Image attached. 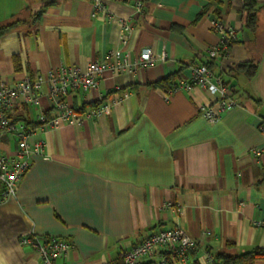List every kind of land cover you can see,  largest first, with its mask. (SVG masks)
<instances>
[{
	"label": "crops",
	"instance_id": "crops-1",
	"mask_svg": "<svg viewBox=\"0 0 264 264\" xmlns=\"http://www.w3.org/2000/svg\"><path fill=\"white\" fill-rule=\"evenodd\" d=\"M143 1L139 13L136 0H104L105 12L94 15L92 0H0V27L16 24L0 36V84L61 64L84 67L123 48L124 20L131 30L123 49L132 56L146 47L167 53L165 61L107 73L97 88L70 96L81 106L115 90L122 101L110 112L37 129L32 141L43 140L44 152L33 154L16 195L0 204V264H43L20 242L31 233L73 243L55 264L121 262V252L170 227L195 241L188 264H212L209 256L228 242L233 254L264 248V0H248L258 16L254 30L247 0ZM212 15L237 30L213 70L238 91L239 105L215 123L199 109L215 94L200 86L171 92L192 66L212 61L208 50L219 41ZM250 60L259 62L253 78L233 72ZM167 78L169 85L157 84ZM51 104L44 93L37 106L18 104L12 115L37 123L41 112L56 114ZM16 148L13 136L0 133V156Z\"/></svg>",
	"mask_w": 264,
	"mask_h": 264
},
{
	"label": "built area",
	"instance_id": "built-area-1",
	"mask_svg": "<svg viewBox=\"0 0 264 264\" xmlns=\"http://www.w3.org/2000/svg\"><path fill=\"white\" fill-rule=\"evenodd\" d=\"M92 4L94 15L105 12L104 0H92ZM134 6L137 12H144L143 0H136ZM211 25L219 35V41L209 48L208 56L212 60L225 58L229 55L230 46L237 39V30L225 24L216 15H212ZM130 30V24L124 20L120 34L123 48L129 44ZM123 48L112 49L101 59L92 60L84 67L61 64L12 85L5 82L0 84V133L13 136L17 141L13 154L0 156V183L3 185L0 204L10 196L16 195L19 183L31 166V157L33 154H43L45 149L43 140L32 141L37 129L28 127L23 120L13 117L14 108L18 104L29 108L37 106L40 97L47 93L51 98L52 110L56 114L48 118L45 112H41L39 122L42 123V128L49 127L54 130L64 124L82 125L88 119L110 112L113 106L122 101V97L115 92L105 94L99 99L97 106L84 114L74 111L70 96L75 92L97 88L100 79L107 73H136L140 68L153 66L167 59L166 52L156 54L151 47L143 48L136 56H132ZM195 86H200L217 96L215 100L204 103L199 108L201 115L211 123L219 121L224 113L231 112L239 105L231 85L203 63L192 66L189 78L173 84L171 92L180 89L191 90ZM215 103L217 107L214 106ZM262 150L255 149V155H261ZM167 206L173 208L170 204ZM20 242L22 246L36 250L43 264H55L58 258H67L74 247L71 241L36 233L22 236ZM194 248L195 241L184 229L170 227L150 233L129 250L121 252V264H188ZM209 261L214 264L212 256H209Z\"/></svg>",
	"mask_w": 264,
	"mask_h": 264
},
{
	"label": "trees",
	"instance_id": "trees-1",
	"mask_svg": "<svg viewBox=\"0 0 264 264\" xmlns=\"http://www.w3.org/2000/svg\"><path fill=\"white\" fill-rule=\"evenodd\" d=\"M246 6L248 8L247 26L251 30H254L257 27V22H258L257 12L253 9L252 1H248ZM15 25H16L15 23H11L7 26H1L0 27V36L3 35L4 33H6V31L11 29ZM203 64H206L211 70H213L214 59L212 61H209V62H203ZM258 65H259L258 61L250 60V61L238 64L234 68L233 72L235 71V73H244L248 76V78H253L257 72ZM219 75L222 76V74H219ZM223 79H225V78L223 77ZM170 81L171 80L169 78H167L166 80L159 81L157 84L159 86H162L164 84L169 85ZM231 87L233 89L234 95H236L238 91L235 89L234 86H231ZM113 92H115V90L109 91L107 95H109ZM99 103H100V101H96V102L89 103V104L84 103L81 106H78V104L75 103L73 105V109L77 113L84 114L90 108L97 106ZM46 115L48 118L51 117L48 112L46 113ZM21 120H23L28 127H32L34 129H38L42 125L41 122L34 123V122H32L28 119H25V118H22ZM2 190H3V185L0 183V193L2 192ZM234 246H235L234 242H228L227 248L225 250L218 252L215 255H212V257L214 259L213 263L214 264H255L257 260L264 259V248L257 247V248H254V249L247 251V252H244V253L233 254L231 252V249ZM113 264H121V262H117V263H113ZM190 264H200V262L196 259V260L192 261Z\"/></svg>",
	"mask_w": 264,
	"mask_h": 264
}]
</instances>
